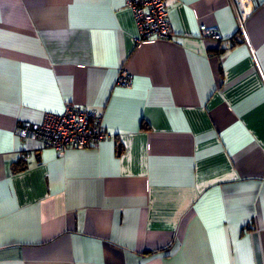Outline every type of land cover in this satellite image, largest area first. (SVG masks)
Wrapping results in <instances>:
<instances>
[{"label": "crops", "instance_id": "crops-1", "mask_svg": "<svg viewBox=\"0 0 264 264\" xmlns=\"http://www.w3.org/2000/svg\"><path fill=\"white\" fill-rule=\"evenodd\" d=\"M167 2L138 40L125 0H0V264H264V0L247 42L234 0ZM66 103L109 136L25 160Z\"/></svg>", "mask_w": 264, "mask_h": 264}, {"label": "built area", "instance_id": "built-area-1", "mask_svg": "<svg viewBox=\"0 0 264 264\" xmlns=\"http://www.w3.org/2000/svg\"><path fill=\"white\" fill-rule=\"evenodd\" d=\"M238 5L236 22L238 31L246 41L244 21L251 11L249 0H234ZM135 24L137 39L158 37L169 38L172 35V24L168 16L167 0H125ZM202 37L220 38L216 26L200 24ZM132 73L120 67L116 76V84L130 86ZM103 111L92 106H77L66 103L59 113L47 112L39 123L22 121L16 126V134L23 140L32 142L27 147L23 158L26 160L33 152L42 148H52L63 153L69 147L89 148L97 145L109 136L103 126Z\"/></svg>", "mask_w": 264, "mask_h": 264}]
</instances>
